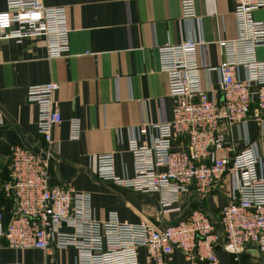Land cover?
Wrapping results in <instances>:
<instances>
[{
    "label": "built area",
    "instance_id": "2783aa9c",
    "mask_svg": "<svg viewBox=\"0 0 264 264\" xmlns=\"http://www.w3.org/2000/svg\"><path fill=\"white\" fill-rule=\"evenodd\" d=\"M236 39H220L223 59L208 68L220 76L222 105L208 98L199 82L198 50L206 42L188 39L157 49L159 68L167 77L169 95L175 105L171 121L142 124L133 130L128 149L133 175L115 174L114 157H97L96 177L115 186L159 197L162 215L177 213L176 226L156 229L147 222L124 223L115 211L103 220L93 211L86 192L51 186L49 156L15 146L9 159L10 180L3 190L13 193L17 205L13 218L4 225L0 207V238L6 247L17 250L74 248L76 264H139L138 250L146 248L149 264H164V256L180 249L190 264H216V247L230 252L236 261L247 244L255 246L264 264V171L252 146L239 153L224 141L221 123L244 122L256 105L264 121V62L256 49L264 46V23L253 13L264 10V0H233ZM181 19H194V0H180ZM0 12V39L20 43L27 37H41L49 58L67 57L69 26L66 7H46L41 0H5ZM245 69V78L237 75ZM54 81L30 85L26 102L37 106V129L47 148L52 130L62 119L54 101ZM4 120L0 114V126ZM79 120H71L69 134L78 140ZM142 137L147 141L142 140ZM180 137L187 138L185 150L173 148ZM231 179L229 202L221 208L218 223L200 208L182 212L181 204L190 193L208 197L223 176ZM192 186V191L189 188ZM8 264H19L18 262Z\"/></svg>",
    "mask_w": 264,
    "mask_h": 264
},
{
    "label": "crops",
    "instance_id": "0c3cea01",
    "mask_svg": "<svg viewBox=\"0 0 264 264\" xmlns=\"http://www.w3.org/2000/svg\"><path fill=\"white\" fill-rule=\"evenodd\" d=\"M46 7H66L69 26L67 57L49 58L45 39L27 37L18 43L0 39V207L3 223L13 218L17 202L13 193L3 190L10 180L9 159L15 146L36 147L48 151L51 186L86 192L98 219L115 211L124 223L147 222L156 229L166 227L180 217L177 213L162 215L159 197L123 189L96 177L97 157H114L115 174L121 178L133 175L128 143L133 130L142 124L171 121L175 105L169 95L167 77L159 68L160 46L179 44L188 39L206 42L198 51L199 82L208 98L219 107L220 76L208 68L217 67L223 53L220 39L238 36L233 16V0H194L196 17L181 19L180 0H41ZM0 0V12L5 11ZM264 23V10L253 13ZM256 59L264 62V46L256 49ZM245 78V69H237ZM54 81L58 84L54 101L62 123L52 130L48 148L37 129V106L26 102L30 85ZM250 117L238 124L222 121L225 143L239 153L252 146L264 171V121L253 103ZM79 120L80 136L72 140L71 120ZM145 140L142 137L141 141ZM147 141V139L145 140ZM187 138L180 137L173 148L185 150ZM231 179L223 176L205 198L193 192L181 204L182 212L200 208L214 221L216 212L229 202ZM194 197L191 198V196ZM219 221V215H218ZM216 264H253L258 255L241 251L238 261L223 250H214ZM74 248L48 253L39 249L13 250L0 238V264H76ZM164 264H190L180 249L164 256ZM139 264H149L146 248L138 250ZM202 264H207L206 262Z\"/></svg>",
    "mask_w": 264,
    "mask_h": 264
},
{
    "label": "water",
    "instance_id": "95a60500",
    "mask_svg": "<svg viewBox=\"0 0 264 264\" xmlns=\"http://www.w3.org/2000/svg\"><path fill=\"white\" fill-rule=\"evenodd\" d=\"M24 145H25V148L28 149L29 151L31 150L32 152H34L36 154H40L44 159L46 158L45 154L41 153V151L38 148L31 147V146L29 147L25 142H24ZM189 190H190V192L192 191V186L189 188ZM192 197H194V195H192L191 198ZM14 199L16 200V198H14ZM16 202H17V200H16ZM177 219L175 221H173V222L166 223V226L167 227H169V226L170 227L176 226ZM241 251L252 252V253H254V254H256V255L259 256V252H258L257 248L255 246L251 245V244H247L244 247H242L241 250H240V252Z\"/></svg>",
    "mask_w": 264,
    "mask_h": 264
},
{
    "label": "rangeland",
    "instance_id": "374dc122",
    "mask_svg": "<svg viewBox=\"0 0 264 264\" xmlns=\"http://www.w3.org/2000/svg\"><path fill=\"white\" fill-rule=\"evenodd\" d=\"M215 214H216V217L214 218V221H215V222H218L219 211H218V213L216 212Z\"/></svg>",
    "mask_w": 264,
    "mask_h": 264
}]
</instances>
